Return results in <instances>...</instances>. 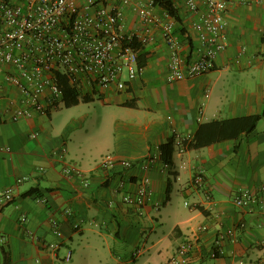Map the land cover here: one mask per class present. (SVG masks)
Returning <instances> with one entry per match:
<instances>
[{
  "label": "crops",
  "instance_id": "obj_1",
  "mask_svg": "<svg viewBox=\"0 0 264 264\" xmlns=\"http://www.w3.org/2000/svg\"><path fill=\"white\" fill-rule=\"evenodd\" d=\"M174 2L186 29L180 54L189 60L202 44L194 15L184 0ZM226 20L229 46L215 69L177 82L167 79L170 50L158 32L145 46L144 71L126 91L93 95L106 111L92 122L93 133L78 129L63 137L55 131V109L13 121L9 103L19 93L5 74L15 70L0 72V193L12 188L15 196L0 212V264H168L201 226L208 231L190 264H264V117L239 138L190 146L205 123L264 113V1L233 0ZM137 23L127 9L125 29ZM174 131L186 139L184 149L175 142L174 174L162 161L154 170L143 168L176 140ZM108 154L134 166L107 173L99 163ZM67 165L82 170L90 186L69 177ZM200 173L204 184L196 186ZM146 178L152 193L140 215L122 197ZM245 191L255 193L256 204H236Z\"/></svg>",
  "mask_w": 264,
  "mask_h": 264
},
{
  "label": "built area",
  "instance_id": "obj_2",
  "mask_svg": "<svg viewBox=\"0 0 264 264\" xmlns=\"http://www.w3.org/2000/svg\"><path fill=\"white\" fill-rule=\"evenodd\" d=\"M232 1L184 0L195 17L194 29L202 44L186 60L180 54L181 41L175 33V19L159 12L153 0H0V72L7 67L15 70L6 73L5 80L19 93L18 98L9 103L13 108L11 119L46 115L64 105L59 73L84 96L111 89L126 91L129 81L144 71L139 65V50L133 42L151 44L158 32L170 50L169 82L209 73L215 69L219 54L229 46L226 13ZM127 9L138 18L136 27L129 31L124 26ZM4 117L0 112V120ZM174 135L176 144L184 149L186 139L176 131ZM159 159L161 150L148 157L142 167L154 169ZM118 165L129 168L132 161L108 154L99 163L107 173H112ZM65 172L69 177L84 178L85 187L90 186L82 170L67 165ZM194 184H204L203 174L195 177ZM151 193L152 186L146 178L136 191H125L122 202L134 206L142 215ZM14 199L12 188L0 193V212ZM235 201L240 207L257 202L251 191L238 194ZM56 227L55 232L61 235L58 225ZM206 231L208 227L201 226L181 243L168 264H190L201 251V237ZM49 247L57 249L55 244ZM72 255L69 251L65 259L70 261Z\"/></svg>",
  "mask_w": 264,
  "mask_h": 264
},
{
  "label": "trees",
  "instance_id": "obj_3",
  "mask_svg": "<svg viewBox=\"0 0 264 264\" xmlns=\"http://www.w3.org/2000/svg\"><path fill=\"white\" fill-rule=\"evenodd\" d=\"M153 1L158 9L163 10L164 11V12L162 11L163 13H168L173 19H175L176 21L175 33L179 36V38L183 37L186 34V29L183 28L181 25L182 20L179 15V8L175 4L174 0H153ZM177 23H179L180 25L177 26ZM261 41L264 42V35L261 37ZM133 46H135L139 50V65L145 66L150 57V53L145 47L146 45H142L138 40H135L133 42ZM58 77L60 84L63 86L64 89V94H65L64 105L67 108L76 106L81 101L91 102L94 100L92 94L84 96L80 89L70 84L68 78L65 75H61L59 73ZM262 117H264V113L262 115L242 117L237 119L216 120L209 123H205L201 125L195 137V141L192 142L190 146L199 148L206 146L207 144H211L217 140H223L227 138H239L242 132L249 133L254 131L257 127L258 122L261 120ZM174 152H175V139L174 137H172L167 144L161 147V159L158 160V163L159 161H162L165 167L169 169V172L171 174H174L175 172L172 171V169H170L174 166V161H173ZM143 163L141 164L142 166ZM133 166L134 163L132 162V165L129 168H132ZM156 168H158V165ZM171 192L172 189L169 187L166 202L170 200ZM130 206L134 207L132 205Z\"/></svg>",
  "mask_w": 264,
  "mask_h": 264
},
{
  "label": "rangeland",
  "instance_id": "obj_4",
  "mask_svg": "<svg viewBox=\"0 0 264 264\" xmlns=\"http://www.w3.org/2000/svg\"><path fill=\"white\" fill-rule=\"evenodd\" d=\"M105 113L103 104L96 97L91 102L81 101L78 105L70 108L61 105L54 111L52 119L55 131L63 137H68L71 131L78 129H81V132L90 130L93 133L95 129L92 128L94 125L92 122L104 119Z\"/></svg>",
  "mask_w": 264,
  "mask_h": 264
}]
</instances>
